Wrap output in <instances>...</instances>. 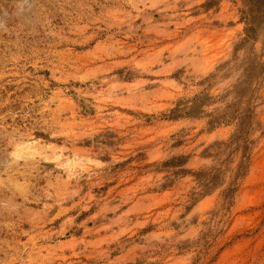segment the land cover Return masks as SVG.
Masks as SVG:
<instances>
[{
  "label": "rangeland",
  "instance_id": "rangeland-1",
  "mask_svg": "<svg viewBox=\"0 0 264 264\" xmlns=\"http://www.w3.org/2000/svg\"><path fill=\"white\" fill-rule=\"evenodd\" d=\"M0 264H264V0H0Z\"/></svg>",
  "mask_w": 264,
  "mask_h": 264
}]
</instances>
